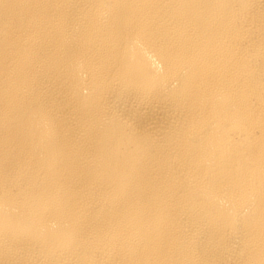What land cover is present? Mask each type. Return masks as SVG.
<instances>
[{
    "label": "bare ground",
    "instance_id": "obj_1",
    "mask_svg": "<svg viewBox=\"0 0 264 264\" xmlns=\"http://www.w3.org/2000/svg\"><path fill=\"white\" fill-rule=\"evenodd\" d=\"M0 264H264V0H0Z\"/></svg>",
    "mask_w": 264,
    "mask_h": 264
}]
</instances>
